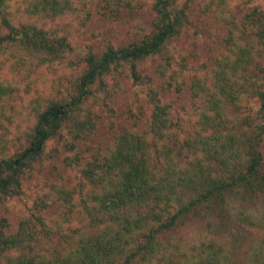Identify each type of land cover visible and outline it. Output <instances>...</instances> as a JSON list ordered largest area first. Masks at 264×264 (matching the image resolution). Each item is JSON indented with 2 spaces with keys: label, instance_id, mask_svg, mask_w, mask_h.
<instances>
[{
  "label": "trees",
  "instance_id": "obj_1",
  "mask_svg": "<svg viewBox=\"0 0 264 264\" xmlns=\"http://www.w3.org/2000/svg\"><path fill=\"white\" fill-rule=\"evenodd\" d=\"M92 1L93 9L111 20L136 15L147 3L148 19L135 23L132 39L123 44L81 51L52 24L70 25L85 0H0V56L38 58L78 71L69 90L28 114L10 153L3 152L7 133L0 124V204L21 192L34 165L50 154L49 140L67 129L61 147L76 149L93 131V109L110 111L105 99L115 90L108 82L114 73L124 72L143 87L144 127L120 129L90 157L64 156L62 161L79 171L76 191L50 186L44 203L60 208L55 224L32 213L8 233L0 218V264H236L229 256V233L252 225V219L230 210V203L264 195V0L262 6L237 9L229 0ZM195 6L224 31L210 66L171 73L176 90H189L191 101L188 124L180 128L137 63L161 56L171 66L175 40ZM84 20L69 27L72 36ZM12 89L0 81V104ZM199 210L217 217L211 229L222 238H200L173 254L179 246L169 236ZM73 216L81 219L80 231L67 226L60 242H49L58 221ZM250 263L264 264V251Z\"/></svg>",
  "mask_w": 264,
  "mask_h": 264
},
{
  "label": "rangeland",
  "instance_id": "obj_2",
  "mask_svg": "<svg viewBox=\"0 0 264 264\" xmlns=\"http://www.w3.org/2000/svg\"><path fill=\"white\" fill-rule=\"evenodd\" d=\"M195 5L199 0H193ZM83 11L74 18L70 25L59 22L61 34L67 35L69 41L79 49L87 50L89 45L95 50L103 49L107 44L120 45L132 39L131 28L137 22L145 23L148 19V6L143 5L136 15H127L111 20L100 15L93 9V1L85 0ZM229 5L237 9L238 6H248L261 0H229ZM85 12V13H84ZM85 18L78 34L70 33L69 27L78 28L79 18ZM221 23L212 17L203 16L196 10V6L189 14V24L184 26L174 43L173 63L168 66L163 57L146 58L137 63L138 70L150 78V86L156 89L160 100L168 105V118L173 124L185 128L188 124V107L191 103L189 90H176V84L171 77L174 70L183 68L182 72L202 69L210 66L213 58L219 53L220 38L223 34ZM77 35V36H76ZM202 65V66H201ZM76 72L72 66L63 63L43 64L38 58L25 57L18 60L12 55L0 56V81L13 86L12 93L4 98L0 104V124L7 133L6 146L3 152L10 153L13 149V137L24 128L28 114L35 107L44 104L50 98H57L73 84ZM115 90L105 99L110 111L93 109L95 128L79 140L76 149L61 147V142L68 138L67 129L60 136L54 137L46 143L48 156L37 162L21 187V192L0 204V218L6 222L5 231L15 232L19 221L29 214L39 215L48 225L57 220L60 208L57 205H45L44 200L51 185L59 184L76 191L79 171L66 165L62 159L69 154H76L83 158L90 157L96 151H103L110 145L115 135L122 128L139 130L145 124L148 106L144 102V89L139 84L132 83L124 72L114 73V78L108 79ZM189 82V81H188ZM188 87V86H186ZM93 108V107H92ZM33 112V111H32ZM2 139V138H1ZM264 154V143L262 147ZM0 153V157H1ZM230 210L244 211L252 219V225H242L238 230L229 233L230 258L236 264H251V257L258 251H264V195L257 196L251 201L232 199ZM208 211L199 210L188 216L184 224L175 227L169 236L172 245L178 244L173 254L187 250L191 243L200 238H222L221 231H214L211 225L218 219ZM59 223V230L50 236L49 242L57 244L66 233L67 226L82 228L81 219L71 217L68 224ZM55 224V223H54ZM210 224V225H208ZM55 226V225H54ZM91 231L85 228V231ZM83 231V229H81ZM80 231V230H79ZM225 235V234H224ZM227 236V235H226ZM179 254V253H178Z\"/></svg>",
  "mask_w": 264,
  "mask_h": 264
}]
</instances>
